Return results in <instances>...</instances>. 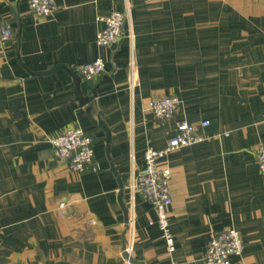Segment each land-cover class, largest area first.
Here are the masks:
<instances>
[{
	"label": "crops",
	"instance_id": "1",
	"mask_svg": "<svg viewBox=\"0 0 264 264\" xmlns=\"http://www.w3.org/2000/svg\"><path fill=\"white\" fill-rule=\"evenodd\" d=\"M54 1L38 17L29 0H0V26L14 31L0 44V264H204L208 238L227 228L243 240L232 264H264V176L254 152L264 145V0ZM113 12L125 15L123 34L98 46ZM97 58L102 75L80 78L86 104L62 69L39 74L62 64L78 75ZM167 95L179 104L159 120L149 103ZM98 115L109 157L91 121ZM181 121L203 140L158 163L170 170V252L152 206L129 184L146 148H163ZM71 127L92 136L98 171L73 172L54 158L48 138ZM110 161L124 184L120 200Z\"/></svg>",
	"mask_w": 264,
	"mask_h": 264
},
{
	"label": "built area",
	"instance_id": "2",
	"mask_svg": "<svg viewBox=\"0 0 264 264\" xmlns=\"http://www.w3.org/2000/svg\"><path fill=\"white\" fill-rule=\"evenodd\" d=\"M29 8L35 16L45 17L56 10L54 0H29ZM125 15L113 12L103 18L105 27L96 34V44L107 47L116 43L123 34L122 26ZM14 31L9 24L0 26V44L6 46L11 43ZM105 70V63L97 58L82 63L77 67L79 77L86 81L96 80ZM130 81H134V68L131 64ZM178 99L174 96H161L152 99L149 110L159 120H169L178 107ZM207 121L201 123L206 126ZM203 137L195 133L194 126L187 121L179 122L175 127L174 136L169 139L163 148L148 147L144 152V167L133 177L129 184L131 194L148 202L156 215V223L168 251L174 248V240L170 230L169 208L172 203L169 180L170 170L167 166H159L160 160L176 149L198 143ZM56 160L65 161L68 168L77 173L85 171L96 172L99 166L94 159L93 138L80 127H71L62 130L55 136L48 138ZM256 162L260 173L264 176V145L258 144L255 149ZM61 202L59 207L62 208ZM127 253L129 247L124 249ZM243 240L240 232L234 228H227L219 233L212 234L206 243L203 255L204 264H232L231 257L241 255Z\"/></svg>",
	"mask_w": 264,
	"mask_h": 264
},
{
	"label": "water",
	"instance_id": "3",
	"mask_svg": "<svg viewBox=\"0 0 264 264\" xmlns=\"http://www.w3.org/2000/svg\"><path fill=\"white\" fill-rule=\"evenodd\" d=\"M58 69H62L63 71H65L67 74H69L71 77H73L74 79V84H75V87H74V91H75V95L78 99V101L82 104H86L89 100V97H83L80 90H79V83H80V77L74 72L72 71L71 69H69L68 67H66L65 65H62V64H59V65H55L54 67H52L50 70L46 71V72H42V73H39V74H47L48 72H51V71H54V70H58ZM94 93V91H93ZM87 112H89V108L86 109ZM91 121L101 127L103 129V131L105 132L106 136H105V141H106V152H107V156L109 157V140H110V131L109 129L107 128V126L105 125V123L100 119L99 115L96 117V119H92L91 118ZM110 169L111 171L114 173L117 181H118V185H119V200L121 199V196H122V190L124 188V184L123 182L121 181V178H120V175L117 173L116 171V168L114 167V165L112 164V162L110 161ZM122 205V204H121ZM124 209V207H123ZM125 258L128 259V261H132L130 258H129V255H125Z\"/></svg>",
	"mask_w": 264,
	"mask_h": 264
}]
</instances>
